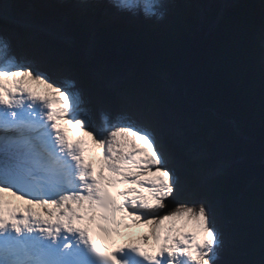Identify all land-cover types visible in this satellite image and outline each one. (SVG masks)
<instances>
[{
  "label": "snow or ice",
  "instance_id": "1",
  "mask_svg": "<svg viewBox=\"0 0 264 264\" xmlns=\"http://www.w3.org/2000/svg\"><path fill=\"white\" fill-rule=\"evenodd\" d=\"M110 3L137 14L131 0ZM144 15L159 18L160 0ZM260 44L264 63V30ZM91 103L0 35V264H226L227 242L206 200L169 210L183 189L152 113L125 108L110 119L102 111L97 127ZM58 121L91 138L96 168L84 158L88 141L70 142ZM133 228L148 231L128 243L113 239L133 236ZM233 264H264V253Z\"/></svg>",
  "mask_w": 264,
  "mask_h": 264
},
{
  "label": "trees",
  "instance_id": "2",
  "mask_svg": "<svg viewBox=\"0 0 264 264\" xmlns=\"http://www.w3.org/2000/svg\"><path fill=\"white\" fill-rule=\"evenodd\" d=\"M23 1L12 0L10 8L16 20L32 24L23 28L22 41L34 54L98 73L101 83L117 81L120 93L168 104L192 123L194 133L175 138L176 146L194 157L187 171L212 177L210 198L238 200L219 220L236 221L232 249L239 254L221 259L226 264L260 259L264 191L251 168L264 157V0H237L219 15L208 0H196L198 15L182 12L178 0H160L169 27L141 24L94 34L71 20L59 23L72 38L67 43L55 35L60 19L44 10L49 4L25 8Z\"/></svg>",
  "mask_w": 264,
  "mask_h": 264
},
{
  "label": "rangeland",
  "instance_id": "3",
  "mask_svg": "<svg viewBox=\"0 0 264 264\" xmlns=\"http://www.w3.org/2000/svg\"><path fill=\"white\" fill-rule=\"evenodd\" d=\"M11 1L12 0H0V35L6 36L15 43L13 50L17 53V55L28 56L36 59L44 69L49 71V75L54 80H71L75 88H77V90L84 97L89 98L92 101L89 107L93 112L94 123L95 121H99L98 118L102 111L107 112L109 118L111 119L125 108L148 109L159 124L161 138L165 144V157L168 164L178 174L182 184V193L169 198V210H173L178 202H189L191 204L193 198H195L196 203L193 206L198 207L201 200H206L211 207L214 224L220 231H224L225 240L227 242V248L223 253L224 258L225 256L231 255L233 252H237L236 254H239V251L232 249L233 236L237 230L236 221L233 220L228 224L225 223L226 225H222L221 220H219L226 212H232L234 210L236 202H226L223 197L211 196L210 198L209 181L212 177L206 176L202 178L197 172L187 171L188 166L192 164L193 160L189 159L191 156L189 157L187 152L181 151L176 146L175 138L177 137V134H180L183 131L194 133L193 125L168 104H158L151 98L138 100L129 95L120 93L117 90L119 85V82L117 81L101 83L99 82V74L97 73L82 70L76 66L67 64V62L53 61L48 56L34 54L31 49L20 40L23 28L27 27L26 25L29 23L23 22L21 26V22L12 16V13H10L12 12L10 8ZM23 2L24 3L22 4L26 6L25 8H34V5L38 3H42V7H44L43 5L46 4V0H24ZM53 2L54 4L47 3L50 6L48 9L44 8V10L53 16L58 15V18L63 22L67 19H75L80 21V23L83 26L85 25L87 28L89 26L87 23H84L86 22V19L88 21L94 20V25L97 28L106 30L109 33L111 31L110 29L115 27L136 30L139 26H141L140 23L136 24L133 22V20L138 17V14H140V16L144 18V21L147 22L146 28L152 27L151 25H153L156 29L171 26V22L168 20L169 16L166 12L160 15L159 18L145 17L144 12L152 10L154 0H131V3L137 13L135 16L129 11H120L115 7H112V10H101L98 6L85 11L83 9H76L73 7L71 9V7L64 2ZM178 2L180 4H178V7L182 12H185V14L198 15L200 13L196 0H178ZM225 4L226 2L224 0H208V6L219 5L223 7ZM106 11H109V13ZM84 17H86V19ZM260 63H262V61ZM262 66H264V63H262ZM52 71H54L55 74ZM40 91H43L46 94L49 92H46L45 90ZM98 104L99 106L96 107ZM151 105H153L155 109H151ZM86 139L91 141V138L89 137H86ZM94 148L96 147L94 146ZM94 151L97 152L98 150ZM201 152L198 154L200 155ZM192 158L194 157L192 156ZM134 230L136 231L137 228H133L130 231ZM147 231L148 230H146L145 233H147ZM136 239L137 237L134 238V240ZM148 246L152 248L151 241H149Z\"/></svg>",
  "mask_w": 264,
  "mask_h": 264
},
{
  "label": "water",
  "instance_id": "4",
  "mask_svg": "<svg viewBox=\"0 0 264 264\" xmlns=\"http://www.w3.org/2000/svg\"><path fill=\"white\" fill-rule=\"evenodd\" d=\"M236 4H238V2H237V0H228V2L226 1V4L223 6V7H221V6H219V5H215V6H217V8H218V15L219 14H222L224 11H226V9H228V8H231L232 6H234V5H236ZM210 6V5H209ZM209 6H208V8H209ZM10 13H12V12H10ZM56 15V14H55ZM56 16H58V15H56ZM218 17V16H217ZM85 19H86V17H84ZM71 20H73V21H77V20H75V19H67V20H65L64 22L60 19L59 21H58V23H56L57 24V29H60V31L61 32H55V35L56 36H59L60 37V39L62 40V41H64V42H71L72 41V38H71V36L69 35V34H67V27H66V25H59V23L60 24H63V23H67V22H69V21H71ZM80 22V21H79ZM95 21L94 20H92V21H88L87 19H86V22H84V23H87V25L89 26V27H87V28H91V30L94 32V34L100 29V28H97L94 24ZM22 24H23V22L21 23V26H22ZM26 26H32V24H28V25H26ZM38 28V30H40V31H43V32H45V28H43V27H37ZM24 31V30H23ZM23 31H22V34H23ZM57 33V34H56ZM22 34H21V38H20V40L22 41ZM23 42V41H22ZM26 44V43H25ZM63 62V61H62ZM98 74V73H97ZM191 123V122H190ZM192 124V123H191ZM251 172H252V176H253V178H254V180L257 182V183H259L261 186H262V189H263V191H264V157L263 158H261L260 159V161H258V162H256L253 166H252V168H251ZM224 198V197H223ZM224 200H225V198H224ZM232 202H236V203H238V200L236 199V200H234V201H232Z\"/></svg>",
  "mask_w": 264,
  "mask_h": 264
},
{
  "label": "bare ground",
  "instance_id": "5",
  "mask_svg": "<svg viewBox=\"0 0 264 264\" xmlns=\"http://www.w3.org/2000/svg\"><path fill=\"white\" fill-rule=\"evenodd\" d=\"M53 1H58V2H64V3H67L68 5H69V7H71V9H72V7L73 8H76V9H78L79 7L77 6V4H76V0H46V3H53L54 4V2ZM225 2L226 1H228V0H224ZM93 2L96 4V7H100V9L101 10H112V4L110 3V0H99V2L97 1L96 2V0H93ZM79 9H81V8H79ZM90 10V9H89ZM107 13H109V11H106ZM133 22L134 23H136V24H142V25H145L146 26V24H147V22L146 21H144V18L142 17V16H140V14H138V17L137 18H135L134 20H133ZM108 32V31H107ZM109 33V32H108ZM111 33V32H110ZM109 33V34H110ZM11 43L13 44L12 45V47L13 46H15V43L13 42V41H11ZM17 48V47H16ZM52 72H54V71H52ZM54 74H55V72H54ZM77 86V85H76ZM32 87H33V90L34 91H39V90H45L46 92H48L49 90L48 89H46L44 86H36V85H32ZM76 90H77V88H75ZM46 94V93H45ZM99 106V104L98 105H96V107H98ZM151 109H155V108H153V105H151ZM107 113V112H106ZM98 122H96L95 121V125L97 126V127H99L100 126V124H101V119H100V116H99V118H98ZM68 125V124H67ZM64 127H66V125L64 126ZM77 134H78V136L79 137H83V138H86L85 136H83V131L82 130H78V132H77ZM90 147L91 148H93V149H95V150H98V148H94V146L93 145H91V141H89V150H90ZM99 159H100V155H99V150L96 152V154H95V156H94V159H93V163H94V166L95 167H97L98 166V161H99ZM147 229L145 228H137V230L135 231H131L132 233H134V235L133 236H126L127 237V243L128 242H131V241H134V238H136V237H138L139 235H141V234H144L145 233V231H146ZM124 238V237H123Z\"/></svg>",
  "mask_w": 264,
  "mask_h": 264
}]
</instances>
